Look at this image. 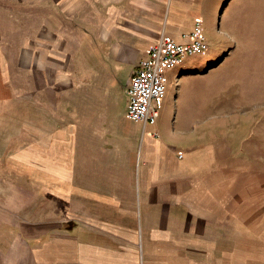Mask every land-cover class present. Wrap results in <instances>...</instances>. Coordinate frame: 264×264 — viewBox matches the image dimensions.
I'll return each mask as SVG.
<instances>
[{
  "label": "crops",
  "instance_id": "0c3cea01",
  "mask_svg": "<svg viewBox=\"0 0 264 264\" xmlns=\"http://www.w3.org/2000/svg\"><path fill=\"white\" fill-rule=\"evenodd\" d=\"M26 3L0 0V121L10 100L25 96L19 82L33 71L28 89L38 115L50 120L55 155L45 165L17 156L5 166L44 185L43 198L57 210L51 205L46 223L39 209L26 229L9 211L26 194L3 195L13 202L0 211V264H264V242L258 252L248 224L235 231L232 195L218 192L217 160L195 137L189 98L173 92L177 82L188 90V73L226 55L229 1L33 0L31 59ZM43 15L53 22L45 37ZM199 21L210 49L166 71L157 121L132 119L127 87L140 61L164 33L191 41ZM44 89L48 113L37 98ZM6 129L0 123V158Z\"/></svg>",
  "mask_w": 264,
  "mask_h": 264
},
{
  "label": "rangeland",
  "instance_id": "374dc122",
  "mask_svg": "<svg viewBox=\"0 0 264 264\" xmlns=\"http://www.w3.org/2000/svg\"><path fill=\"white\" fill-rule=\"evenodd\" d=\"M32 1L26 0L27 37H31L35 24ZM228 1L221 24L227 32L226 55L198 71L188 73V90L183 92L177 82L173 85V92L175 96L189 98L190 103L186 106L194 132H198L195 137L202 140L203 147L211 149L212 158L217 160L218 167L214 170L218 176V192L232 195V199H228V207L232 204L234 209L235 231L241 233L242 226L246 228L248 224L250 244L260 252L264 242V0ZM44 8L42 6V12ZM51 21L42 16L44 37L53 24ZM10 41L11 44L15 43L12 39ZM25 42L29 48L27 55L31 59L34 40L31 37ZM28 65L31 64L27 61ZM30 68L33 70L32 66ZM33 82V71L26 72L24 80L19 82L24 86L25 96H17L20 102L10 100L5 109V120L0 121L4 129L9 130L6 136L9 147L2 153L3 158H0V172H8L10 176L5 178L11 180L8 183L0 178V211L6 213L5 205L13 202L3 198V195L21 197L26 194L25 200L21 198L14 201L18 209H9L16 214L11 217L19 219L18 222L25 225L26 229H30L29 225L36 219L35 213L39 209L46 211L41 216L43 220L47 219L46 223L50 220L51 205L57 210L55 204L43 198L44 185L33 183L28 174L26 178L16 177L18 175L14 170L5 166V161L16 159L17 156L27 163L39 161L45 165L55 155L51 151L50 120L43 118L47 115H38L33 105L36 99L34 89H28L33 86ZM39 94L37 98L46 101L41 108L42 113H48L50 94L46 89L41 96ZM122 115L125 117L126 114L123 112ZM18 122L20 127L23 125V131L12 127ZM33 123H39L40 126L34 128ZM22 147L26 148L25 151H16ZM256 258L261 260V257Z\"/></svg>",
  "mask_w": 264,
  "mask_h": 264
},
{
  "label": "built area",
  "instance_id": "2783aa9c",
  "mask_svg": "<svg viewBox=\"0 0 264 264\" xmlns=\"http://www.w3.org/2000/svg\"><path fill=\"white\" fill-rule=\"evenodd\" d=\"M189 37L191 41L179 42L164 33L140 61L127 87L129 116L132 119L146 123L157 121L161 116V101L168 92L166 71L180 64L186 57L210 49L200 21Z\"/></svg>",
  "mask_w": 264,
  "mask_h": 264
},
{
  "label": "water",
  "instance_id": "95a60500",
  "mask_svg": "<svg viewBox=\"0 0 264 264\" xmlns=\"http://www.w3.org/2000/svg\"><path fill=\"white\" fill-rule=\"evenodd\" d=\"M133 75H134V73H133ZM133 75H132V76H133ZM132 76H131V78H132ZM131 78H130V79H131Z\"/></svg>",
  "mask_w": 264,
  "mask_h": 264
}]
</instances>
